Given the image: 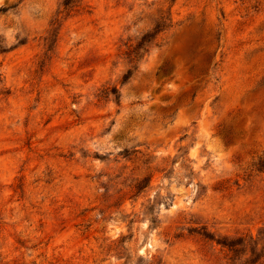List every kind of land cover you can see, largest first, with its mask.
I'll return each instance as SVG.
<instances>
[{
  "label": "rangeland",
  "instance_id": "obj_1",
  "mask_svg": "<svg viewBox=\"0 0 264 264\" xmlns=\"http://www.w3.org/2000/svg\"><path fill=\"white\" fill-rule=\"evenodd\" d=\"M0 264H264V0H0Z\"/></svg>",
  "mask_w": 264,
  "mask_h": 264
},
{
  "label": "trees",
  "instance_id": "obj_2",
  "mask_svg": "<svg viewBox=\"0 0 264 264\" xmlns=\"http://www.w3.org/2000/svg\"><path fill=\"white\" fill-rule=\"evenodd\" d=\"M72 0H61V6L65 8L68 6ZM171 26V18L169 15V12H160L156 18L153 21V27L151 28V31H147L143 34H141L137 40H135L133 43H129L125 45L126 51L124 52L127 62L130 64V68L126 69L124 73L121 74V81L125 82L131 75V68L136 64V62L142 58V56L147 52L148 50V44L152 43L155 39V36L160 31L168 28ZM108 95L112 97V101L114 103H117L118 101V93L117 89L113 87H105L100 91L99 96H102L103 98H106Z\"/></svg>",
  "mask_w": 264,
  "mask_h": 264
}]
</instances>
